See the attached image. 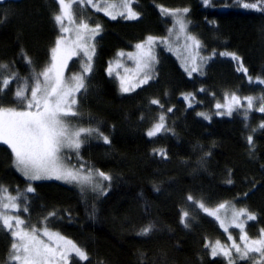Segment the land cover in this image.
I'll list each match as a JSON object with an SVG mask.
<instances>
[{"label": "trees", "instance_id": "1", "mask_svg": "<svg viewBox=\"0 0 264 264\" xmlns=\"http://www.w3.org/2000/svg\"><path fill=\"white\" fill-rule=\"evenodd\" d=\"M245 2L258 0H241ZM133 7L140 13L136 20L111 19L86 7L101 31L76 107L82 111L80 122L99 128L110 143L97 135L87 137L79 154L87 165L111 177L105 195L85 199L56 181L30 183L15 171L11 151L2 144L0 186L7 195L19 196V216L34 221L48 217L51 227L87 253L88 260L70 264H228L205 248L208 240H223L216 223L197 215L185 227L181 217L189 196L207 206L231 201L256 216L245 226L251 238L264 229V128L259 127L264 113L253 108L245 119L243 102L231 116L216 115L223 109L215 107L226 94L243 98L264 93V85L249 83V78L264 79V12L244 9L236 0H213L212 7H204L202 0H138ZM185 8L188 34L198 37L203 57H211L203 74L189 76L172 55L161 51L153 79L133 91H119L107 73L114 56L149 36H164L175 16L163 9L172 13ZM58 12L55 0L0 1V64L9 66L0 79L13 72L23 78L49 65L60 35L53 20ZM220 51L240 59L220 56ZM82 60L81 55L73 57L66 76L81 74ZM240 64L247 74L237 71ZM16 88L12 82L0 97V107L24 110L13 99ZM152 99L160 103L153 105ZM160 115L168 131L149 138L146 132ZM154 149H163L167 158ZM29 186L33 192L25 191ZM52 212L55 216L49 217ZM149 224L154 230L148 236L137 235ZM9 252L10 236L0 230V264H8Z\"/></svg>", "mask_w": 264, "mask_h": 264}, {"label": "snow or ice", "instance_id": "2", "mask_svg": "<svg viewBox=\"0 0 264 264\" xmlns=\"http://www.w3.org/2000/svg\"><path fill=\"white\" fill-rule=\"evenodd\" d=\"M59 5V12L53 15V20L56 25L59 26L60 36L55 41V46L51 49V57L49 65L38 73H33L23 78L19 73L13 72L9 76L0 79V97L8 90L12 82L17 83L16 91L14 92V101L23 107L24 110H16L15 108H3L0 107V143L7 145L11 150L13 156L14 167L22 173V175L31 181L45 180V179H57L63 180L66 183H72L79 185L82 192H85L89 186H92L93 190L99 187L94 183L93 173L88 171L87 174H83L82 168L69 167L65 161L68 159L64 156V150L69 149L74 151L77 155L79 149L85 142V138L97 135L102 137L105 144L110 143L108 136L103 135L99 128H73L68 122V117H74L79 115L74 110V106L77 104L76 94L86 89V76L92 71V56L88 54L87 40L94 38L101 31V26L97 24L94 28H90L89 24L83 20L77 23L76 12L74 8L76 5H81L82 0H55ZM89 5L95 7L98 11H104L106 15L111 19H117L121 17L127 20H136L140 17V13L135 11L132 7L133 4L138 3V0H120L119 5L107 4L101 7L100 4H93V0H87ZM204 7H212L213 0H202ZM244 9L258 10L264 12V0H258L257 3H241V0H236ZM227 6V5H226ZM121 8L122 11L112 14L110 9ZM189 9L182 10L183 13H187ZM162 12L166 15L179 16V11L169 13L167 9H163ZM67 22V25L65 24ZM211 23H214L212 21ZM72 25H75L73 28ZM179 27L180 32L186 31V24L183 19H176L174 27ZM170 32L172 29L169 30ZM74 32L76 39L72 42V46L69 47V39L65 34ZM91 33V36L88 35ZM187 41H192L198 49L200 41L194 36H186ZM155 42V38L152 36L147 37V44L149 45V51L146 55L141 54L140 59L137 60L138 71L143 72L144 78L140 81V84H147L149 80L154 77L150 74L155 63V56L152 55L151 46ZM164 42V41H161ZM143 44H137V49H143ZM80 48L84 50L87 56V64L83 67L82 73L74 75L71 79L74 83L66 81L64 78V69L67 67V62L72 56H75L77 52L75 49ZM91 52H95L94 45L91 46ZM125 53L118 52L117 57L124 56ZM131 59L133 58L131 53L127 54ZM220 56H231L233 60H239L240 58L235 53H220ZM25 62L31 65L32 61L28 57H24ZM193 59V66L188 71L189 76L192 73H202L201 67L195 63V57ZM202 61L211 59V57L200 58ZM7 64H0V75L8 69ZM119 67V65H118ZM237 71H243L247 74V69L243 67V64L237 68ZM109 75H112L111 65L108 69ZM41 77L43 79H41ZM249 83H258L264 85V79L257 78L255 81L249 78ZM139 85H132L126 87L123 79L120 84V91L130 92ZM30 91V98L28 92ZM201 91H204L201 89ZM191 94L184 96L185 100H188ZM225 103H217L216 109H226V111H217L216 115H229L233 112L240 111L241 99L233 93L229 99V96L225 95ZM247 102V108L244 109V118H248V112L253 110L255 101L264 102V96L260 97H245ZM151 104H159V100L152 99ZM163 107V105H161ZM189 107L191 105L189 104ZM264 113V103L261 107L256 109ZM168 112H172L173 109H167ZM205 119H210L204 113H198ZM165 117L160 115L158 122L154 123L152 127L146 132V135L151 138L155 137L162 132L168 131L165 126ZM260 128H264L262 123ZM255 131V129H253ZM248 143L250 147L253 145L252 136H248ZM155 154L161 157L167 158L163 149H154ZM98 176L104 180H110L111 177L103 172H98ZM231 183V181H229ZM7 189L0 187V193H7ZM26 192H33L34 189L29 186ZM103 191V190H101ZM19 196H0V230H7L11 233L13 243L11 245V252L9 256L8 264H67L69 252L75 253V255L81 261L88 260L87 253L79 248L75 243L70 240H66L59 233L50 232L47 228L43 230V235L48 237L49 243H45L37 233L38 229L32 227L30 231H25V221L20 219L19 216L8 215L11 211H18L20 205L17 203ZM8 202L5 203L4 201ZM189 201H194L192 196L188 197ZM198 206L208 213L210 216H214L216 220L220 221V226L225 228L224 221L220 220L217 214L219 209H224L226 204L218 205L216 211H210L205 208L203 203H199ZM23 211L27 212L28 208L25 206ZM55 212L49 213V217H54ZM188 212H184L181 217V223L185 227H188L187 218ZM244 218V219H242ZM48 217H45L47 220ZM256 220V216L250 213L246 208H241L238 211H232V225L239 229V243L229 235L228 239L231 244L228 246L221 245L219 241L215 245L206 243L205 248L211 249V255L216 257L223 255L228 264H241V262H251V264H264V229L260 230L257 238H251L247 234L246 224L249 221ZM154 230V225H147L140 229L137 235L148 236ZM228 231V228H225ZM143 264V261L141 262Z\"/></svg>", "mask_w": 264, "mask_h": 264}, {"label": "rangeland", "instance_id": "3", "mask_svg": "<svg viewBox=\"0 0 264 264\" xmlns=\"http://www.w3.org/2000/svg\"><path fill=\"white\" fill-rule=\"evenodd\" d=\"M0 1H2V0H0ZM105 2L107 4L119 5L120 0L105 1ZM105 2L95 1V2H93V4H100L101 7H104L105 6ZM86 7H90L92 10H94L96 12H99V13L105 15V16H108V15L105 14L104 11H98L95 7H93L92 5H89L87 3V0H82V4L81 5H76L75 8H74V11L77 14L76 15L77 23H79L81 20H83V21H85V22H87L89 24L90 28H94L97 25L96 23L95 24L92 23V21L90 20L91 19V14H89L87 12ZM132 7H133V5H132ZM133 9L136 11V9L134 7H133ZM110 11L112 12L113 15H115L117 12L122 11V9L117 7L115 9H110ZM177 11H179L180 15L179 16H175V20L176 19H183L185 24H186V31L185 32H180L178 25L174 27V22H175V20H174V22L171 24V26L169 28V30L172 29L171 32L168 30L167 33L164 36H162V37H153V38H155V42L151 46V52H152V55L155 56L156 60H155V63L153 65L152 71L150 73L151 75H152V73L155 70L157 58H158L159 53L161 51H164V52L169 53L170 55H172L177 60V62L181 65V67L184 70H185L186 67L188 68V71L191 70V67L193 66V59H192L193 57H195V63L201 67V70H202L204 64L206 63V61H202L200 59L204 55L203 54L202 45L200 44L201 46L197 49L192 41H187L185 39L186 36H190V34H188L187 20L185 19V13H183L182 10H175V11L172 10V12H177ZM108 17H110V16H108ZM117 18H121V17L118 16ZM65 24H66V26H68L67 22H65ZM72 27L74 28L75 25H72ZM65 35L69 39V47H71L72 46V42H74L75 39H76V35H75L74 32L69 33V34H65ZM88 35L91 36V33H88ZM98 35H96L92 39L87 40V42H86L87 45L89 46L88 54L91 55L92 57H93V53L91 52V46L94 45V47H95V40L97 39ZM194 37L197 40H199L197 36H194ZM161 41H164V42H161ZM217 41L220 42L219 39H217ZM137 44H143L144 45L143 49H137L136 48ZM54 46H55V43H54ZM75 51L77 52V54L75 56H77V55H81L82 56V59H83L82 60V65H83L82 69H83V67H85L86 64H87V56L85 55L83 49L77 48V49H75ZM148 51H149V45L147 44V38H145L144 40L135 43L130 50L123 52V53H125L124 56L117 57V54L114 56L113 60L110 63L111 68H112V75H110V76H112L113 80L116 82V84H117V86L119 88V91H120V84H121V80L122 79H123L124 84H125L126 87H130L132 85H141L140 81L144 78V74H143V72L138 71L137 60L140 59L141 54L146 55L148 53ZM128 53H131L133 58L130 59L128 57V55H127ZM220 53H221V51H220ZM75 56H72L71 59L73 57H75ZM203 58H205V57H203ZM71 59L68 60L67 66L69 65ZM91 62H92V60H91ZM118 65H119V67H118ZM66 68L64 69V73H63L65 80L69 81L71 83H74V81H72L71 78L75 74L72 73L70 76H66ZM108 69H109V67H108ZM188 71H186V72L188 73ZM107 73H108V70H107ZM196 73H198V72H196ZM227 95L229 96V99H230L232 94H227ZM237 96L240 98L239 95H237ZM250 96H252V97H260V96H264V93L250 95ZM247 97H249V96H247ZM75 98H77V95H76ZM224 98H223L221 104L225 103V99ZM244 98L245 97H243V98L241 97L240 99H241V102H243L244 106L247 108V102L244 100ZM262 103H264V102L255 101L253 108L261 107ZM74 110L77 111L79 113V115L74 116V117H68L67 118V122L73 128H80V127L92 128L91 126L83 125L80 122V118H81L80 116L82 114V111L80 109H78L76 107V105L74 106ZM223 111H226V109H223ZM0 144H2V143H0ZM64 156L68 158L65 161V163L69 167L82 168L83 174H87L88 171H91L93 173L94 183L98 184L99 187L96 188L95 190H93L92 186H89L85 192H82L79 185L72 184V183H66L63 180H57V179H54V178L53 179L31 181V180L26 179L22 175V173L19 172L14 167L13 156H12V166L15 169L16 172H18L24 179H26L30 183L38 182V181H56L58 183H61L63 185H66V186H69V187L75 189L80 194V196L85 198V199L90 198V199H93V200H98L103 195H105V193L107 191V183H108L109 180H104L103 178L98 176V172H102V171L87 165L85 163V161L80 157V154L77 155L72 150L65 149L64 150ZM106 175H108V174H106ZM3 188H5V187H3ZM101 190H103V191H101ZM5 195H7V194L6 193H0V196H5ZM194 201H195V203L193 201H190L189 204L187 205V207L183 211V213L184 212H188L189 213V217L187 218V220H190L191 218H193L195 216L197 217V215L207 216V217L211 218L216 223L218 228L223 233V240L222 241H219L218 239L217 240H208V243L211 242V244L215 245L216 242L219 241L221 243V245L228 246V245L231 244V241L228 239L229 235H231L233 237V239H235L238 243L240 242L239 241V236H240L239 229H237V228H235V227H233L231 225H232V211H233V209L238 211L239 209H241V207L236 206L231 201L221 202L219 204L212 205V206H207V205L204 204L205 208L209 209L210 211H216L217 208H218V205L226 204V207L224 209H219V211L217 213L219 215V217H220V220L224 221L225 228H228V231H225V228H222L220 226V221L216 220L214 216L208 215L207 212H205L203 209H201L198 206V204L201 203L199 200H194ZM4 202L7 203L8 201L5 200ZM7 214L8 215H13V216H19L17 214V211H11V212H9ZM19 218L25 221V225H26L25 228H24L25 231H30L32 227H36L39 230L37 235L41 239H43L45 241V243H49L50 242L48 240V237L43 235V230L45 228H47L50 232L59 233L66 240H70L73 243H75L72 239L64 236L60 231H58L57 229L51 227L49 225V222L47 220H45V217H41L39 220H36V221H34L33 219H24L21 216H19ZM242 219H244V218H242ZM7 233L10 236V252H11V245H12V243L14 241L12 239L11 233L8 232V231H7ZM78 247L81 248L80 246H78ZM210 251H211V249H210ZM10 252H9V254L7 256L8 257V261H9ZM218 256L226 259L223 255H218ZM72 261H81V260H79V258L75 255V253L69 252V257H68L67 264H70Z\"/></svg>", "mask_w": 264, "mask_h": 264}]
</instances>
